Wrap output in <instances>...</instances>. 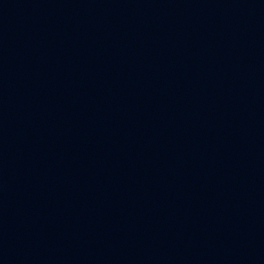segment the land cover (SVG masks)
<instances>
[{
	"label": "water",
	"instance_id": "water-1",
	"mask_svg": "<svg viewBox=\"0 0 264 264\" xmlns=\"http://www.w3.org/2000/svg\"><path fill=\"white\" fill-rule=\"evenodd\" d=\"M0 264H264V0H0Z\"/></svg>",
	"mask_w": 264,
	"mask_h": 264
}]
</instances>
